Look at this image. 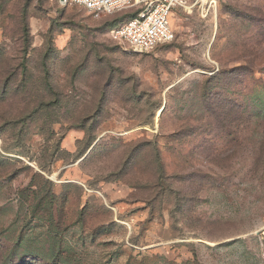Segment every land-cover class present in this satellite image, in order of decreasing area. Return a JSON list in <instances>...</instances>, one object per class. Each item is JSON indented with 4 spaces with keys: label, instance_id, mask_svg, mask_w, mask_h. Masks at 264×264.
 Here are the masks:
<instances>
[{
    "label": "rangeland",
    "instance_id": "obj_1",
    "mask_svg": "<svg viewBox=\"0 0 264 264\" xmlns=\"http://www.w3.org/2000/svg\"><path fill=\"white\" fill-rule=\"evenodd\" d=\"M178 2L0 0V264H264V0Z\"/></svg>",
    "mask_w": 264,
    "mask_h": 264
},
{
    "label": "built area",
    "instance_id": "obj_2",
    "mask_svg": "<svg viewBox=\"0 0 264 264\" xmlns=\"http://www.w3.org/2000/svg\"><path fill=\"white\" fill-rule=\"evenodd\" d=\"M56 2L61 8H80L96 19L140 6L132 19L110 33L113 41L126 45L133 52L147 53L161 45L171 43L174 39L170 17L173 9L179 4L178 0H56ZM260 255L264 259V248Z\"/></svg>",
    "mask_w": 264,
    "mask_h": 264
},
{
    "label": "trees",
    "instance_id": "obj_3",
    "mask_svg": "<svg viewBox=\"0 0 264 264\" xmlns=\"http://www.w3.org/2000/svg\"><path fill=\"white\" fill-rule=\"evenodd\" d=\"M58 5V4H57ZM25 9H27V8H25ZM120 13V12H119ZM137 13V12H136ZM136 13L134 14V15H132V16H130L126 21H128V20H130V19H132L135 15H136ZM26 10H23V12L21 13V17H22V20H23V28H22V32H23V34H22V36H21V39L24 41V40H26V39H28V36H29V32H28V26L26 25V23H25V19H26ZM116 14H118V13H116ZM116 14H113V15H116ZM113 15H110V16H113ZM125 21V22H126ZM124 22V23H125ZM121 26V25H120ZM23 52H25V50H23ZM0 56H1V54H0ZM1 62H3V61H0V63Z\"/></svg>",
    "mask_w": 264,
    "mask_h": 264
},
{
    "label": "bare ground",
    "instance_id": "obj_4",
    "mask_svg": "<svg viewBox=\"0 0 264 264\" xmlns=\"http://www.w3.org/2000/svg\"><path fill=\"white\" fill-rule=\"evenodd\" d=\"M202 1H203V3H207V2H208V0H202ZM160 113H161V110L158 111V113H157V117L160 115ZM157 117H156V118H157Z\"/></svg>",
    "mask_w": 264,
    "mask_h": 264
}]
</instances>
